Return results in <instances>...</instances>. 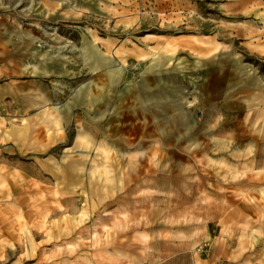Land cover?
Returning <instances> with one entry per match:
<instances>
[{
    "label": "rangeland",
    "instance_id": "rangeland-1",
    "mask_svg": "<svg viewBox=\"0 0 264 264\" xmlns=\"http://www.w3.org/2000/svg\"><path fill=\"white\" fill-rule=\"evenodd\" d=\"M170 38L169 71H146ZM257 78L264 0H0V210L32 218L45 197L87 214L82 259L94 235L104 245L112 234V248L125 236L131 254L146 248L144 264L177 250L261 264L264 204L252 187L264 184V101L245 104L262 96ZM94 166L106 185L93 186ZM104 210L111 219H98ZM33 232L35 257L13 236L0 264H46L54 241ZM244 233L257 251L233 260Z\"/></svg>",
    "mask_w": 264,
    "mask_h": 264
},
{
    "label": "bare ground",
    "instance_id": "bare-ground-1",
    "mask_svg": "<svg viewBox=\"0 0 264 264\" xmlns=\"http://www.w3.org/2000/svg\"><path fill=\"white\" fill-rule=\"evenodd\" d=\"M103 58L108 59L107 55H102ZM235 60L238 62L240 70L242 72H246L248 76L251 75V72L245 71L246 67H243L241 64L240 56L236 55ZM121 71V70H120ZM258 86L263 88L264 83L257 78ZM137 103L140 104V108L142 109L140 97L136 95ZM262 101H264V91L262 96L254 97L245 101L246 107L250 112L253 109V106L259 105ZM82 146H90L91 142L84 139L82 140ZM153 152L150 157L155 159L157 156V144H154ZM107 152V151H104ZM144 152L138 151L136 153H128L126 157L129 159H135L138 156H142ZM103 156L108 157L107 153H102ZM108 172L105 170L100 172L97 166H94L92 171L90 172L91 180H95L93 182V186H98L100 183L106 185L108 183L107 180ZM97 175L99 178L97 179ZM248 176V171L236 172L233 174V179L237 180L239 178H245ZM7 187L5 181H0V193H3ZM33 206L35 207L34 216L29 218L25 213H10L8 211L0 210V250L4 249L7 245L14 246L12 240L10 239L13 236L22 237L23 235L28 239V243L30 244V248L27 249L28 252H31L33 257L36 256V246L34 242V232L33 229L40 231L41 233H45L48 238V242L54 241V252L52 256H48L46 253L42 260L45 261L46 264H144L141 260L142 257L145 256L146 248L141 249L140 255L136 256L131 254L127 249V242L129 238H125L120 242L119 246L112 248L111 246L115 245L114 241L109 238L112 234H108V238L104 245L100 242L99 237L94 235L93 237V249L94 252L90 255V257H86L84 259L83 256H78L80 251L84 246V237L83 232L81 231V227L83 223L88 219L87 214L82 213L81 215H67L65 211H63V206L61 202L56 201L52 203V200H48L45 197H34ZM59 218H55L58 217ZM111 219V214L109 210H104L101 217L98 219ZM260 232V231H259ZM258 231H254L253 233L257 235ZM7 235L8 238H4ZM149 239V235L145 232H141L136 236V240H138L143 246L146 245ZM61 241H64L61 243ZM251 251V252H250ZM256 249L252 250L249 248L248 237L246 233L239 237L238 248L236 249L235 254L233 255V260L241 259L246 253H256ZM78 256L75 260H70V256ZM55 258H58L55 261ZM261 264H264V252L262 253L261 258L259 259ZM197 264H204L201 260H197Z\"/></svg>",
    "mask_w": 264,
    "mask_h": 264
},
{
    "label": "crops",
    "instance_id": "crops-1",
    "mask_svg": "<svg viewBox=\"0 0 264 264\" xmlns=\"http://www.w3.org/2000/svg\"><path fill=\"white\" fill-rule=\"evenodd\" d=\"M177 43L175 40L173 39H169L167 41H164L162 43V55L164 58V62H161L160 58L158 63L152 64L151 68L146 69V71L148 70H152L154 72H158V71H169V69L171 68V62L173 61V57L169 56V51L165 50V49H169L171 46H176ZM179 45V44H178ZM243 157V156H242ZM258 162V160L256 158H254V162ZM263 169L262 165H259L258 170ZM257 170V169H254ZM241 181V180H240ZM236 186L237 191L241 190V187L239 185V183L233 185ZM252 194L255 198L259 199L262 204H264V184H253L252 187ZM258 218L261 219L262 215L260 214V212H258ZM257 216L254 217V221L257 220ZM255 223V222H254ZM260 243V242H259ZM257 245L256 242H254V246ZM150 263H152V261H150ZM152 264H197L196 260H195V256L193 254L190 253V250H177L175 252H171L168 253L164 256L159 257L154 263Z\"/></svg>",
    "mask_w": 264,
    "mask_h": 264
}]
</instances>
